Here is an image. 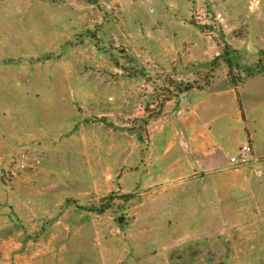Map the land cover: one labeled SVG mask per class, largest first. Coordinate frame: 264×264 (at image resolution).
<instances>
[{"label": "rangeland", "instance_id": "1", "mask_svg": "<svg viewBox=\"0 0 264 264\" xmlns=\"http://www.w3.org/2000/svg\"><path fill=\"white\" fill-rule=\"evenodd\" d=\"M260 60L264 0H0V264H264V157L195 173L183 133Z\"/></svg>", "mask_w": 264, "mask_h": 264}, {"label": "crops", "instance_id": "2", "mask_svg": "<svg viewBox=\"0 0 264 264\" xmlns=\"http://www.w3.org/2000/svg\"><path fill=\"white\" fill-rule=\"evenodd\" d=\"M183 133L195 173L230 169L229 158L249 141L255 156L264 157V101L245 102L234 88L195 96L183 120Z\"/></svg>", "mask_w": 264, "mask_h": 264}, {"label": "built area", "instance_id": "3", "mask_svg": "<svg viewBox=\"0 0 264 264\" xmlns=\"http://www.w3.org/2000/svg\"><path fill=\"white\" fill-rule=\"evenodd\" d=\"M253 159V150L249 142L245 143L237 155L229 158L230 169H240L248 166Z\"/></svg>", "mask_w": 264, "mask_h": 264}, {"label": "water", "instance_id": "4", "mask_svg": "<svg viewBox=\"0 0 264 264\" xmlns=\"http://www.w3.org/2000/svg\"><path fill=\"white\" fill-rule=\"evenodd\" d=\"M193 94H194V91L189 90L187 95L182 98V102H186V101L190 100V98L193 96ZM120 221H122V219H120Z\"/></svg>", "mask_w": 264, "mask_h": 264}, {"label": "trees", "instance_id": "5", "mask_svg": "<svg viewBox=\"0 0 264 264\" xmlns=\"http://www.w3.org/2000/svg\"><path fill=\"white\" fill-rule=\"evenodd\" d=\"M259 63H260V65H261L262 67H264V66H263L264 64H263V61H262V60H260Z\"/></svg>", "mask_w": 264, "mask_h": 264}]
</instances>
